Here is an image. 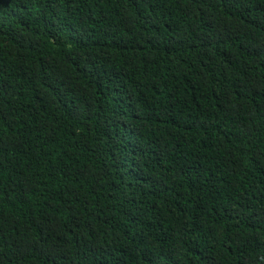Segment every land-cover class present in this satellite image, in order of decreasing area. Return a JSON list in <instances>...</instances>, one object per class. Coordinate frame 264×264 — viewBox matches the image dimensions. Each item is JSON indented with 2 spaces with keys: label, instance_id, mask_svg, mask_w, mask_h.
I'll return each mask as SVG.
<instances>
[{
  "label": "trees",
  "instance_id": "obj_1",
  "mask_svg": "<svg viewBox=\"0 0 264 264\" xmlns=\"http://www.w3.org/2000/svg\"><path fill=\"white\" fill-rule=\"evenodd\" d=\"M0 264H264V0H0Z\"/></svg>",
  "mask_w": 264,
  "mask_h": 264
}]
</instances>
